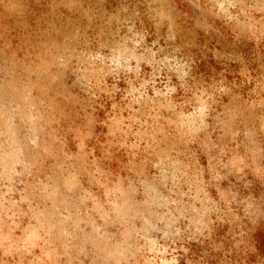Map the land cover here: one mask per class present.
I'll return each mask as SVG.
<instances>
[{"label":"rangeland","instance_id":"rangeland-1","mask_svg":"<svg viewBox=\"0 0 264 264\" xmlns=\"http://www.w3.org/2000/svg\"><path fill=\"white\" fill-rule=\"evenodd\" d=\"M0 264H264V0H0Z\"/></svg>","mask_w":264,"mask_h":264}]
</instances>
